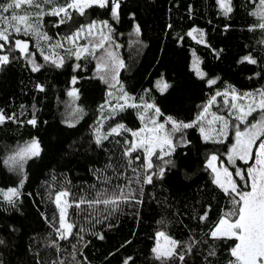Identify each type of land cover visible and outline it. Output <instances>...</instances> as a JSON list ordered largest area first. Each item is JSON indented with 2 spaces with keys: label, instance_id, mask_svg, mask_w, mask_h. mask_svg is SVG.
I'll return each instance as SVG.
<instances>
[{
  "label": "trees",
  "instance_id": "16d2710c",
  "mask_svg": "<svg viewBox=\"0 0 264 264\" xmlns=\"http://www.w3.org/2000/svg\"><path fill=\"white\" fill-rule=\"evenodd\" d=\"M55 3L58 6L64 0ZM120 3L119 20L98 7L87 9L85 16L73 13V21L58 27L54 25L59 17L45 16L43 31L52 37L50 41L13 34L14 39L28 42L32 58L44 67L32 72L26 59H18L0 70V109L7 114L15 113L22 122L9 121L0 126L3 264H36L37 252L41 257L49 254L54 257L55 251L45 244L54 235L45 217L57 214L49 192L54 194L65 187L78 195L86 194L91 185L99 184V173L95 170L103 169L110 155L113 162L120 159L123 141L131 137L127 132L114 134L98 147L95 134L102 123L104 134L116 123L130 129L142 126L138 118L140 109L129 107L120 111L115 102L111 111L105 107L110 85L97 74L94 57L87 55L77 63L70 44L62 39L80 24L91 20L109 22L110 35L124 63L118 72L117 85L134 97L137 104H142L141 97L155 102L165 115L191 121L217 91L232 87L244 93L264 88V30H249L259 23L257 16L249 14L257 10L258 0H232L233 11L228 16L216 0H120ZM50 7L45 6L46 10ZM137 24L139 34L134 31ZM193 28L203 31L202 39L199 32L187 35ZM58 41L63 47H55ZM249 53L257 60L256 65L238 62ZM44 56L50 57L49 62H45ZM61 58L60 68L50 62ZM197 67L207 74L204 79L195 71ZM161 78L170 85L163 94L155 86ZM208 79L217 83L210 86ZM72 91L77 94L81 118L75 126H68L65 109L72 104L69 95ZM33 114L37 119L35 127L27 123ZM184 135L191 143L177 149L171 157L176 166L166 172L163 180L144 186L142 204H121L113 217L94 227L77 218L89 228L84 235L88 243L82 248L83 256L77 257L82 264H123L128 257L132 258L129 264H159L151 249L156 231L165 228L177 240L191 237L201 241L196 245L201 255L214 246L217 255L213 264H227L229 247L234 241L212 240L205 234L231 207L230 198L212 183L211 169H206L205 164L211 154H217L228 164L225 153L234 139L231 135L221 144L205 143L199 128L188 129ZM32 139L39 141L41 154L24 162L23 174L27 178L20 189L22 195L14 198L13 206L4 199V192L18 187L20 177L4 161L13 154V148ZM235 179L239 182V177ZM206 209L208 218L200 222L198 214ZM160 220L164 224H158ZM109 224L113 226L108 227ZM93 232L102 233L105 238L100 240ZM205 239L207 244L203 243ZM59 243L71 251L68 242Z\"/></svg>",
  "mask_w": 264,
  "mask_h": 264
},
{
  "label": "snow or ice",
  "instance_id": "6c2138e0",
  "mask_svg": "<svg viewBox=\"0 0 264 264\" xmlns=\"http://www.w3.org/2000/svg\"><path fill=\"white\" fill-rule=\"evenodd\" d=\"M216 3L225 16L233 11L232 0H216ZM46 5H52V7L46 10ZM93 7L106 9L111 17L120 19V0H64V3L58 6L55 0H4L0 3V70L18 59H26L31 65V71L39 72L44 65L36 63L32 58L28 42L20 38L14 39L13 34L32 36L37 41H50L52 37L43 31L45 16L59 17L60 19L54 25L58 27L73 21V13L85 16L86 10ZM189 8L191 10V6ZM249 14L257 16L259 20V23L250 26L249 30H264V0H258L257 10ZM98 25L100 26L99 40L95 41L94 34L97 33ZM103 29H108L109 34L106 35ZM134 31L139 34L138 24ZM195 32H199L202 39L203 31L195 28L187 35L192 36ZM110 33L111 26L107 20H91L80 24L62 39L72 45H76L80 38L93 39L94 42H90V46L76 48L73 54L79 59L81 53L95 55L97 49L104 48L105 42H111ZM55 47H63V44L58 41ZM16 53H19V56ZM96 59L98 61L96 71L100 79L109 83L110 87H115L119 83L117 79L119 69L124 67L123 61L107 49ZM44 60L49 62L50 57L44 56ZM50 62L56 68L63 66L62 58L52 59ZM238 62L257 64V60L251 53L242 56ZM75 67L79 68L80 65ZM195 71L201 79L207 75L198 67ZM256 75L259 76L260 73ZM75 82L76 77H73V83ZM207 82L210 86L217 83L215 79H208ZM155 86L162 94L170 87L163 78L158 80ZM36 87L44 91L42 85L37 84ZM121 92L123 94L120 99L124 103L118 105L119 110L124 111L129 107L140 109L138 118L142 126L138 129H130L123 123H116L106 134H101L97 129L95 143L98 147L102 146V141L108 136L121 135L122 132L129 133L131 139L123 141L125 147L119 160L113 162L110 155L105 167L95 170L99 173V184L91 185L86 194L78 195L73 193L71 188L65 187H61L54 194L52 191L49 192V198L55 205L57 214L51 218L45 217L54 233L45 241V244L53 249L56 255L53 257L49 254L48 257H41L37 252L36 264H82L77 257L83 256L82 248L88 243L84 235L89 232V228L80 224L77 218H83L87 221V225L94 227L95 224L104 223L113 217L120 210L121 204H142L144 186L154 185L156 180H163L166 172L176 166L171 157L178 148L187 147L191 143L184 134L186 130L193 128H199L205 143H224L228 138L229 130L234 133V142L230 143L225 153L227 162L234 167V173L227 167L216 166L215 162L221 159L217 154H211L206 159L205 168L211 169L212 183L230 198L231 207L205 235L212 240L234 241L229 247L230 258L227 264H264V88L244 93L232 87L223 92L217 91L197 114L196 119L191 121L165 115L155 102L144 101L142 97V104H137L134 102L135 98L123 92L122 88ZM74 94L75 91L69 92L70 96ZM217 97H223L222 107L227 112L226 115L211 113L212 119L207 123L209 125L218 123L219 128L213 129L216 135H210L204 122L211 106L217 103ZM9 121L20 122L15 113L7 114L0 109V126ZM27 123L33 127L37 125L35 114L27 120ZM134 153L137 154L133 155ZM40 154L39 141L32 139L4 161L5 164H10L12 171L20 177L18 187L8 188L7 193L4 194V199L9 204L15 206L14 198L22 195L20 189L27 178L23 174L24 162L29 158L39 157ZM237 160L246 164L249 161L253 163L245 172L235 167ZM109 170H111L110 173ZM234 176L239 177V182L234 179ZM207 218V209L202 214H198L200 222H204ZM157 223L164 224V221L160 220ZM112 226L108 225V227ZM91 234L96 235L100 240L105 238L102 233ZM59 241L68 242L71 251L63 247ZM200 242L191 237L186 241H180L171 236L166 228L158 229L151 251L159 264H213V258L217 255L215 247L209 246L207 254L201 255L196 248ZM3 243L4 241L0 240V244ZM203 243L207 244L208 240H203ZM131 259V257L125 258L123 264H129ZM0 264H3L2 260Z\"/></svg>",
  "mask_w": 264,
  "mask_h": 264
},
{
  "label": "rangeland",
  "instance_id": "374dc122",
  "mask_svg": "<svg viewBox=\"0 0 264 264\" xmlns=\"http://www.w3.org/2000/svg\"><path fill=\"white\" fill-rule=\"evenodd\" d=\"M99 29H100V26L98 25L97 33L94 34L95 41H98L99 40ZM103 31H104V33L106 35L109 34V30L108 29H103ZM90 42H94L92 38H87V39L86 38H80L77 41V44L76 45L70 44V47L69 48L74 53L76 51V48L77 47L84 46V45H89L90 46ZM105 49L112 51L115 54V56L118 57V59H120L119 58L118 48L114 44L112 37H111V42H105L104 48L97 49L95 51V55H91L89 53H81L79 59H77V57L74 54L73 55H74L75 60L77 61V63L78 62H81L87 55H91V56L94 57V62L97 65V62L98 61H97L96 57H99V56L103 55L105 53ZM117 79H118V76H117ZM108 85H109V83H108ZM108 92L111 93V95H109L105 107L108 108V109H110V111L112 110L113 102L117 103V105H120V104H123L124 103V101L120 99V97L123 94L121 92L120 85H117L116 84L115 87H109ZM222 102H223V97H221V98L217 97V103L211 106V108L209 109L208 114L206 115V119H205V122H204V126L206 127V130L209 131L210 135H216V133L213 131V129L219 128V124L218 123H213L212 125H209L207 123V121H210L212 119L211 113H217V114H221V115H226L227 110L222 107ZM71 103L72 104H69L70 107L67 106L66 109H65V115H66V118H67L65 123L68 126H75L79 122V120L81 118V115L79 114V110L80 109H79V107L77 105V94L72 95ZM149 114H151V113H149ZM241 127H243V125ZM98 129H99V131H100L101 134H104L105 133V131L103 129V123L99 126ZM231 135L233 136V139H234V133L231 130H229L228 138L231 137ZM19 147H22V146H18L17 148L16 147L13 148V150H12L13 154L15 153V151ZM253 151L255 152V149ZM13 154L8 155L5 160H7V158L9 156L13 155ZM215 163H216V166L218 168L219 167H227L230 172H233L234 173V167H233V165H231L229 163L227 164V163H225L224 161H221V160L220 161H217ZM241 163H244V162L237 160L235 162V167H238L241 170H245V172H246V170L249 167V165L251 163H253V162L252 161H249V163L246 166L240 165ZM244 164H246V163H244ZM8 166H11V165L8 164ZM234 179H235V176H234ZM5 193H7V191H5L4 194Z\"/></svg>",
  "mask_w": 264,
  "mask_h": 264
},
{
  "label": "water",
  "instance_id": "95a60500",
  "mask_svg": "<svg viewBox=\"0 0 264 264\" xmlns=\"http://www.w3.org/2000/svg\"><path fill=\"white\" fill-rule=\"evenodd\" d=\"M121 1H125V0H121Z\"/></svg>",
  "mask_w": 264,
  "mask_h": 264
}]
</instances>
